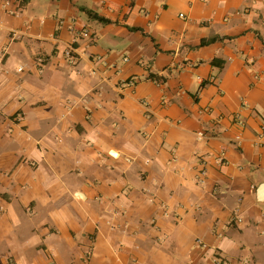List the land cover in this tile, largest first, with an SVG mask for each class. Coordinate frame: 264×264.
Here are the masks:
<instances>
[{
    "label": "crops",
    "instance_id": "1",
    "mask_svg": "<svg viewBox=\"0 0 264 264\" xmlns=\"http://www.w3.org/2000/svg\"><path fill=\"white\" fill-rule=\"evenodd\" d=\"M263 129L264 0H0V264H264Z\"/></svg>",
    "mask_w": 264,
    "mask_h": 264
},
{
    "label": "built area",
    "instance_id": "2",
    "mask_svg": "<svg viewBox=\"0 0 264 264\" xmlns=\"http://www.w3.org/2000/svg\"><path fill=\"white\" fill-rule=\"evenodd\" d=\"M181 16L183 17L184 14H181ZM84 36H89L90 35V30L89 29H85L82 33ZM66 55H67V58L70 62H76L77 61V54H76V49L74 48L73 45H70L67 50H66ZM125 60H127V58H125ZM263 132H264V129H263ZM263 134V133H262ZM205 133L203 131H200L198 132V137L200 139H203L205 138Z\"/></svg>",
    "mask_w": 264,
    "mask_h": 264
},
{
    "label": "trees",
    "instance_id": "3",
    "mask_svg": "<svg viewBox=\"0 0 264 264\" xmlns=\"http://www.w3.org/2000/svg\"><path fill=\"white\" fill-rule=\"evenodd\" d=\"M87 11H88V13H89V15H90L91 17H93L94 19L99 20V21L102 22V23H110V22H111L110 19L105 18V17H103V16H100L98 13H95V12H93V11H91V10H87ZM211 41H212V40H203V41H202V45L208 44V43H210Z\"/></svg>",
    "mask_w": 264,
    "mask_h": 264
}]
</instances>
